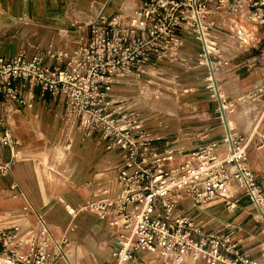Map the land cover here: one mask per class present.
Wrapping results in <instances>:
<instances>
[{
  "label": "built area",
  "instance_id": "2783aa9c",
  "mask_svg": "<svg viewBox=\"0 0 264 264\" xmlns=\"http://www.w3.org/2000/svg\"><path fill=\"white\" fill-rule=\"evenodd\" d=\"M138 1L139 7L127 20L119 12L101 11L84 25L89 30L85 43L37 48L31 57L23 52L0 56V105L4 108L0 144L10 157L0 160V176L11 174L19 145L5 114L10 106L32 109L34 99L25 90L39 89L63 103L67 122L83 136H98L106 151L118 155L117 192L84 208L116 233L111 264H184L188 257L196 264L202 260L205 264H263L247 256L230 235L206 233L180 206L191 201L201 210L220 202L234 212L239 200L246 198L264 222V186L250 168L248 156L255 141L258 150L264 151V132L255 129L246 136L227 126L221 139L183 154L173 147H157L153 133L135 113H125L111 94L116 85L142 74L153 60L173 56L186 31L194 33L200 45L207 80L215 84L216 72L225 62L213 34L212 9L205 0ZM226 1L230 18L264 29V0H217L214 10L223 9ZM246 100L264 107V76ZM221 149L226 151L224 156L219 154ZM11 190L16 198H24L17 185ZM28 213L35 217V229L27 237L20 224L8 227L0 216V264H59L68 240L57 239L39 211L25 208L23 216Z\"/></svg>",
  "mask_w": 264,
  "mask_h": 264
},
{
  "label": "crops",
  "instance_id": "0c3cea01",
  "mask_svg": "<svg viewBox=\"0 0 264 264\" xmlns=\"http://www.w3.org/2000/svg\"><path fill=\"white\" fill-rule=\"evenodd\" d=\"M205 1L212 9L211 17L215 24L213 34L226 56L227 61L222 68L228 72L227 79L230 80V68L239 71V62L231 64L230 54L237 52L231 60L234 61L241 55V50L237 49L238 43L249 45L257 36L264 37V29L230 18L227 13L230 6L228 1L220 11L214 10L217 0ZM138 7V0H0V56L12 57L18 52H23L31 57L37 48H69L76 43H85L89 38V30L75 28L73 21L81 19L87 24L101 11L107 15L119 12L127 20ZM67 13L69 17L66 16ZM70 26L75 30L69 29ZM64 34L71 40L60 38ZM198 61L202 62L200 45L194 33L186 31L182 34V45L173 56L157 62L153 60L149 69L157 67L163 70L184 66L189 68L190 64H197ZM260 67V72H251L256 68L255 59L247 60L241 67L243 76H234L238 85L236 84L233 91L246 92L252 88L254 90L264 76V62ZM227 84L230 86V81ZM25 94L33 97L34 107L18 109L10 106V112L5 114L10 131L19 141V145L14 150L11 174L7 177L0 176L1 221L8 227L20 224L24 237H27L35 229V217L32 213L24 217L23 211L25 208L35 209L47 220L56 221V229L70 234L73 244L66 248L64 260L59 264H103L108 259L115 237L113 230L99 223L89 212H80L78 217L70 222L64 209L68 205L79 209L89 199L100 197L103 191H110V194L114 195L117 192L115 175L119 164L118 155L107 152L97 136H88L85 139L81 153L84 140H73L78 138L80 131L76 134L77 128L67 122L63 103L39 89L29 91L27 88ZM243 104L245 108L241 110L245 113L248 111V103ZM224 105L229 113L235 109L232 105ZM3 111L4 108L0 105L2 114ZM244 113H239L238 117L249 130L248 134L244 135L250 136L255 129L258 131L262 122L261 116L256 119L253 115L250 120L245 119ZM256 121L259 123L257 126ZM227 125L225 133H220L215 140L226 134ZM230 125L233 126V122L229 119V128ZM158 126L157 123L148 129L157 133ZM155 128L158 129L157 132ZM171 134L170 131H164V135H157L156 138L171 139ZM81 137L83 138L82 134ZM64 146L72 148L71 156H60ZM196 147L175 149L187 154ZM250 150L251 148L248 153L250 168L257 175L259 183L264 186V152L261 156L258 153L261 151L250 154ZM219 154L224 156L225 149H221ZM9 158L8 151L0 144V160L8 161ZM55 167H58V171L54 170ZM13 184L17 185L18 192L22 193L24 198L15 197L16 192L11 190ZM180 210L201 225L206 233L230 235L247 256L264 264V222L248 199H240L238 209L234 212L227 211L220 202L198 210L191 201H186L180 206ZM72 224L77 230L76 235L75 229L71 231ZM52 234L56 237L54 231Z\"/></svg>",
  "mask_w": 264,
  "mask_h": 264
},
{
  "label": "rangeland",
  "instance_id": "374dc122",
  "mask_svg": "<svg viewBox=\"0 0 264 264\" xmlns=\"http://www.w3.org/2000/svg\"><path fill=\"white\" fill-rule=\"evenodd\" d=\"M66 16L69 17V13H67ZM73 25L75 28L82 30L84 29V25H86V23L81 19H78L73 21ZM70 27L71 28L69 29H72V31L75 30L74 27ZM80 27L82 29H80ZM63 37H65V34L60 36V38ZM65 38L71 40L68 37ZM57 49L62 48L57 47ZM237 49L241 50V52H239L241 55L235 58L234 61H231L237 52L230 54V63L232 64L233 62L238 61L239 67L237 68H239V71L233 69L231 70L230 68V80L227 79L229 76L227 75L228 72L225 71L222 66L216 72L215 84L214 82L207 80V67L204 63H202L203 61H198L197 64H190V67L187 66L189 68H186L185 66L178 68L169 67L168 69L163 68L162 70L157 67H155V69H149L150 67H148V69H145L142 74L130 76L125 80V83L116 85L111 94L119 101V106L122 107L123 111L125 113H135L144 127H153L158 123L159 126L157 128L159 131L155 128L156 132H158H153L155 138L159 135H164V131H170L172 133L170 135L171 139L166 140L156 138L154 143L157 147L163 148L165 146H169L185 150L203 145L218 138L221 135L220 133L223 132L224 134L226 124L229 126V119L233 122V126L230 125V129L233 132L238 134H248L249 130H247V125L240 117H238L239 113H244L241 110L243 107L245 108L243 102L248 103V111L244 113V116H246L245 119L248 118L251 120L253 115L256 119H259V116L262 115L264 107H262V105L252 103L251 101L250 103L246 100L247 95L253 91V88L246 92L233 91V88L238 83L234 80L236 79L234 76H236V74L243 76L242 74H244V72H241V67L247 63V60L250 59H255L256 63V68L251 70V72H260L262 70L260 64L264 62L262 59L264 37L262 35L257 36L254 41L250 42L249 45H242L241 43H238ZM220 56L223 61H227L223 52ZM202 71H204V73H201ZM228 81H230V86L227 84ZM216 88H218V91H216ZM228 92H230V94ZM223 102H225L228 106H234L235 109L230 113L227 109H220V104ZM255 124V126H257L259 123L256 121ZM259 126L258 132L260 133L264 130V119ZM78 132L79 131L77 129L75 133L78 134ZM77 137V139L73 140L78 142L84 140L80 149L81 153H83L84 143L86 141L85 139L88 136L85 135L82 138L80 132ZM256 137H258V135ZM97 138L99 137L97 136ZM256 143L257 142L255 141V143L250 146V154L261 151L258 153L262 156V152L264 151L258 150ZM62 155H67L68 157L71 156L72 148L64 146V150L60 156ZM54 170L58 171V167H55ZM115 179H117V174L115 175ZM104 192H106V194H103ZM109 196H111L110 191H103L100 197L89 199V201H86V203L79 209H75L70 205L66 206L64 210L68 214L67 216H69V221L76 219L80 212H89L99 223L109 227V225L99 220L95 212L84 209L91 201ZM70 209L74 210V214L70 215L68 213V211H71ZM46 221L49 231L51 233L54 231L57 239L68 240L65 250L73 244L70 234L56 229V221L51 222L47 219ZM73 225L74 224L70 227L73 229L71 230L72 232L74 229L76 230ZM113 232L115 237L109 250L108 259L103 264L112 263L111 255L112 251L116 247V233L114 230ZM74 234H77V230ZM63 260L64 258L61 261ZM184 264L196 263L192 261L191 257H188ZM197 264H205V262L202 260Z\"/></svg>",
  "mask_w": 264,
  "mask_h": 264
},
{
  "label": "bare ground",
  "instance_id": "6f19581e",
  "mask_svg": "<svg viewBox=\"0 0 264 264\" xmlns=\"http://www.w3.org/2000/svg\"><path fill=\"white\" fill-rule=\"evenodd\" d=\"M212 37V36H211ZM244 37H245V35H244ZM216 91H218V88H216ZM218 96H220V95H218ZM220 107H221V109H226V106L223 104V103H221L220 104ZM72 212L74 211L73 209H70Z\"/></svg>",
  "mask_w": 264,
  "mask_h": 264
}]
</instances>
